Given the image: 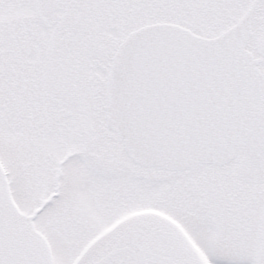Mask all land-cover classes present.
Listing matches in <instances>:
<instances>
[{
	"label": "snow or ice",
	"instance_id": "6c2138e0",
	"mask_svg": "<svg viewBox=\"0 0 264 264\" xmlns=\"http://www.w3.org/2000/svg\"><path fill=\"white\" fill-rule=\"evenodd\" d=\"M0 264H264V0H0Z\"/></svg>",
	"mask_w": 264,
	"mask_h": 264
}]
</instances>
